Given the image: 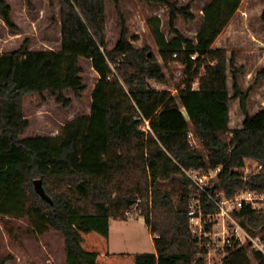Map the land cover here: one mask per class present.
Returning a JSON list of instances; mask_svg holds the SVG:
<instances>
[{
	"label": "trees",
	"instance_id": "16d2710c",
	"mask_svg": "<svg viewBox=\"0 0 264 264\" xmlns=\"http://www.w3.org/2000/svg\"><path fill=\"white\" fill-rule=\"evenodd\" d=\"M107 1L58 0L59 50L29 49L25 38L17 48L0 52V214L27 216L39 231L61 232L67 264H205L188 225L194 189L185 170L220 166L218 184L209 190L220 188L230 196L243 186L244 161L256 160L263 168L251 176L249 188L264 192V106L254 114L247 107L264 66L243 92L234 54L227 58L224 47L212 46L241 0L206 2L193 37L175 25L177 15L194 18L189 4L148 0L169 9L167 33L160 17L147 19L160 60L148 44H134L139 36L129 35L122 0H110L121 25L114 43L106 46ZM0 18L18 33L5 0H0ZM80 58L98 74L89 113L67 120L56 135L22 137L29 125L26 94L48 92L64 106L71 102L67 90L80 97L86 88ZM154 82H172L176 95ZM235 98L244 118L241 127L230 128L228 109ZM190 131L200 148L190 143ZM37 178L52 203L35 191ZM135 205L155 251H109L110 219L127 218ZM210 208L203 203L205 211ZM237 213L251 226L264 227V213L250 205ZM245 252L230 249L224 262L249 264ZM254 253L264 264V254ZM9 258H0V264Z\"/></svg>",
	"mask_w": 264,
	"mask_h": 264
},
{
	"label": "rangeland",
	"instance_id": "374dc122",
	"mask_svg": "<svg viewBox=\"0 0 264 264\" xmlns=\"http://www.w3.org/2000/svg\"><path fill=\"white\" fill-rule=\"evenodd\" d=\"M175 5L189 4L194 18L185 19L177 15L175 25L187 36L193 37L202 20V7L209 0H170ZM10 6V17L18 27L15 33L0 18V52L17 48L25 38L29 49H60V5L58 0H5ZM122 11L129 35L139 36L135 45L148 44L160 60L155 38L147 23L150 17H160L162 29L168 32L167 22L169 9L165 5L148 0H122ZM106 46H111L120 30L117 12L110 0L107 1L106 12ZM18 34V35H16ZM214 47H224L227 58L231 53L235 57L236 68L239 69L238 84L246 92L253 81L257 70L262 66L264 49V0H241L236 12L214 40ZM83 67L82 81L86 88L77 97L73 91L67 90L65 95L71 98L68 106L56 101L48 92L30 93L23 98V110L29 120L22 137L34 134L56 135L62 125L76 116L87 115L90 110L91 89L97 81L98 74L90 61L79 59ZM227 84L229 94L233 93L231 68L227 67ZM202 70V68L200 69ZM173 82V81H172ZM166 84L171 94H175L174 84ZM194 87L197 83L193 84ZM264 99L263 81L252 87L248 98V109L261 106ZM239 99L230 103V124L239 126L241 117ZM201 147L200 145L198 146ZM178 193H173L176 201ZM257 213H264V197L254 202ZM250 234H256L264 240V227H253L244 215H234ZM243 247L249 264H258V258L249 239L236 241L231 250ZM109 251L141 253L155 251L153 235L148 224L140 215L133 218H111L109 222ZM10 257L4 264H67L65 240L61 232L46 228L39 231L34 222L27 216H8L0 214V258Z\"/></svg>",
	"mask_w": 264,
	"mask_h": 264
},
{
	"label": "built area",
	"instance_id": "2783aa9c",
	"mask_svg": "<svg viewBox=\"0 0 264 264\" xmlns=\"http://www.w3.org/2000/svg\"><path fill=\"white\" fill-rule=\"evenodd\" d=\"M191 57L195 59L196 55L193 54ZM153 85L159 89L169 90L164 84L154 82ZM188 138L191 144L198 146V140L191 131L188 133ZM262 168L263 165L260 162L246 159L239 170L243 186L230 196L225 195L220 188L214 193L209 190V187L215 186L220 166L185 170L194 189L188 197V225L200 253L205 257V264H226L224 258L232 245L236 241L243 242L245 239H249L252 248L264 254L262 237L250 234L246 228L234 220V215L244 205H250L255 209L254 202L264 197V192L249 188L251 176L258 174ZM204 202L206 205H211L209 211L203 209ZM133 209L127 212V218H133L134 214L138 215L136 205Z\"/></svg>",
	"mask_w": 264,
	"mask_h": 264
},
{
	"label": "crops",
	"instance_id": "0c3cea01",
	"mask_svg": "<svg viewBox=\"0 0 264 264\" xmlns=\"http://www.w3.org/2000/svg\"><path fill=\"white\" fill-rule=\"evenodd\" d=\"M234 15V14H233ZM16 35H18V34H16ZM212 46L214 47V42H213V44H212ZM262 66L261 67H263L264 66V49H263V51H262ZM260 67V68H261ZM259 68V69H260ZM95 71V70H94ZM261 81H263V87H264V78L263 79H261L260 80V82ZM232 101V100H231ZM231 101H230V103H231ZM230 103H229V109H228V112H229V121H228V126L230 127V128H236V126L235 127H233L231 124H230V121H231V117H230ZM264 106V99H263V101L261 102V106L260 107H257L256 109H248V112H249V114H254L256 111H258L260 108H262ZM247 107H248V105H247ZM241 111V110H240ZM89 113V112H88ZM241 114V117H240V119H239V122H240V124H239V126H237V127H241V125H242V120H243V118H244V114L241 112L240 113Z\"/></svg>",
	"mask_w": 264,
	"mask_h": 264
},
{
	"label": "water",
	"instance_id": "95a60500",
	"mask_svg": "<svg viewBox=\"0 0 264 264\" xmlns=\"http://www.w3.org/2000/svg\"><path fill=\"white\" fill-rule=\"evenodd\" d=\"M34 184V189L35 191L46 201H48L49 203H52L51 198L49 197V195L45 192L43 185H42V181L41 179L37 178L34 179L33 181ZM218 183H215V185H217Z\"/></svg>",
	"mask_w": 264,
	"mask_h": 264
}]
</instances>
